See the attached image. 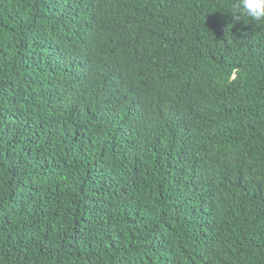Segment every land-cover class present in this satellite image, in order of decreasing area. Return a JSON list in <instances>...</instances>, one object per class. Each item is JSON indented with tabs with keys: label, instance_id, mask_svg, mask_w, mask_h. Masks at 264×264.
I'll return each instance as SVG.
<instances>
[{
	"label": "trees",
	"instance_id": "obj_1",
	"mask_svg": "<svg viewBox=\"0 0 264 264\" xmlns=\"http://www.w3.org/2000/svg\"><path fill=\"white\" fill-rule=\"evenodd\" d=\"M237 0H0V264H264V22Z\"/></svg>",
	"mask_w": 264,
	"mask_h": 264
},
{
	"label": "clouds",
	"instance_id": "obj_2",
	"mask_svg": "<svg viewBox=\"0 0 264 264\" xmlns=\"http://www.w3.org/2000/svg\"><path fill=\"white\" fill-rule=\"evenodd\" d=\"M235 19L248 17L256 22H264V0H237Z\"/></svg>",
	"mask_w": 264,
	"mask_h": 264
}]
</instances>
